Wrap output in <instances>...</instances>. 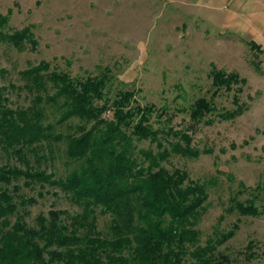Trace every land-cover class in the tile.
I'll return each mask as SVG.
<instances>
[{
    "label": "rangeland",
    "instance_id": "obj_1",
    "mask_svg": "<svg viewBox=\"0 0 264 264\" xmlns=\"http://www.w3.org/2000/svg\"><path fill=\"white\" fill-rule=\"evenodd\" d=\"M181 4L179 0H0V15L6 18L0 35L29 28L36 41L33 50L27 42L19 49L0 36L3 105L14 111L33 106L36 94L27 89L21 73L40 62L49 63V72L66 73L75 81L105 77L98 105L111 106L120 94L132 93L130 109L153 107L149 125L163 147L137 140L126 131L138 167L147 168V151L157 154L184 146L197 154L184 157L171 152L159 163L170 174L185 172L207 194L194 223L198 241L188 250L204 247L236 224L233 237L218 245L212 258L223 255L230 264H264V58L252 49L225 44L222 30L196 17L199 10ZM211 63L239 75L246 84L216 91ZM201 98L212 103L213 111L193 120L192 106ZM40 108L45 112L43 125L53 126L54 138L13 149L0 146V169L42 174L49 181L22 176L8 184L0 182V190L7 191L16 206L13 214L0 219V245L17 222L39 229L38 219H48L50 211L63 212L59 225L68 233H87V228L73 225L84 207L51 182L65 181L85 165L69 159L66 149L71 137H79L94 123L72 118L58 124L55 108L45 103ZM236 112L241 114L230 117ZM103 116L111 120V109ZM236 202L251 204L263 213L242 215ZM91 209L92 235L111 238L112 215L102 207ZM102 261L106 262L103 256ZM182 264H195V260L187 254Z\"/></svg>",
    "mask_w": 264,
    "mask_h": 264
},
{
    "label": "trees",
    "instance_id": "obj_2",
    "mask_svg": "<svg viewBox=\"0 0 264 264\" xmlns=\"http://www.w3.org/2000/svg\"><path fill=\"white\" fill-rule=\"evenodd\" d=\"M5 22L6 18L0 15V24ZM0 36L19 49L26 42L32 50L36 47L29 28ZM249 45L252 50L261 51L254 42ZM49 71V63L40 62L21 73L27 89L36 94L29 109L11 110L3 105L6 100L0 95V146L13 149L53 139V126L43 125L45 112L40 108L43 103L58 111V124L72 118L94 123L79 137H71L66 149L69 159L83 161L85 165L65 181L51 182L71 193L74 201L84 207L83 214L74 218L73 225L77 229L87 228V233L83 236H78L76 230L68 233L65 226L59 225L61 211H50L48 219L40 217L39 229L17 222L12 231L2 237L0 264H52L55 261L63 264H182L187 254L195 264H230L228 257L219 255L215 259L211 254L218 245L233 237L238 226L234 224L230 231L215 240H208L204 247L189 251L187 247H194L198 241L194 223L207 194L201 185L190 182L185 172L175 170L170 174L159 168V163L171 152L184 157L197 154L185 150L184 146L174 147L172 151L163 149L157 154L147 151L144 153L147 168L138 167L131 157V136L126 131H131L137 140H149L157 143L159 149L163 148L156 131L149 125L153 107L130 109L134 95L129 92L120 94L111 106L98 105L103 98L105 77L75 81L66 73ZM211 80L216 91L246 84L239 75L218 70L212 63ZM51 89L52 94L49 93ZM109 108L111 120L103 116ZM212 111V103L201 98L193 104L190 117L200 120ZM182 140L189 142L187 136H182ZM22 176L49 181L42 174L0 169V182L6 184ZM235 205L242 215L263 213L251 204L236 202ZM91 207H102L104 212L112 215L111 238L100 239L92 235ZM15 211L11 196L0 190V219ZM51 248L55 249L49 251ZM44 255L49 258L46 260ZM254 255L248 253L249 258ZM102 256L106 262L102 261Z\"/></svg>",
    "mask_w": 264,
    "mask_h": 264
},
{
    "label": "crops",
    "instance_id": "obj_3",
    "mask_svg": "<svg viewBox=\"0 0 264 264\" xmlns=\"http://www.w3.org/2000/svg\"><path fill=\"white\" fill-rule=\"evenodd\" d=\"M179 1L181 6L199 10L195 16L207 25L222 30L225 44L250 50L249 43L254 42L261 48L259 57L264 58V0Z\"/></svg>",
    "mask_w": 264,
    "mask_h": 264
}]
</instances>
